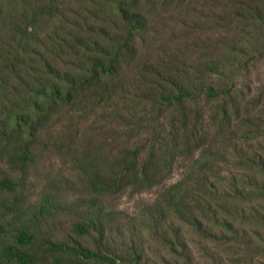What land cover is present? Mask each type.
<instances>
[{"label":"rangeland","instance_id":"rangeland-1","mask_svg":"<svg viewBox=\"0 0 264 264\" xmlns=\"http://www.w3.org/2000/svg\"><path fill=\"white\" fill-rule=\"evenodd\" d=\"M1 242L264 264V0H0Z\"/></svg>","mask_w":264,"mask_h":264},{"label":"trees","instance_id":"trees-1","mask_svg":"<svg viewBox=\"0 0 264 264\" xmlns=\"http://www.w3.org/2000/svg\"><path fill=\"white\" fill-rule=\"evenodd\" d=\"M208 93L209 95H215L216 93L212 90V89H208ZM78 230L84 232L85 229L80 225L78 226ZM17 239L20 243H28L30 240V237L25 234L22 231H19L17 234ZM49 244L52 246L53 249H58V250H62V251H72L73 253H75L78 256H84L86 258H93V257H99L97 254H95L94 252L90 251V250H79V249H72L67 247L64 244H59V243H54V242H49ZM101 259L107 260L109 261L110 264H116L113 260L108 259L106 257H101ZM7 264V263H16V264H35V262L28 258L26 255L21 254L17 251H15V249L4 242H1L0 244V264Z\"/></svg>","mask_w":264,"mask_h":264}]
</instances>
